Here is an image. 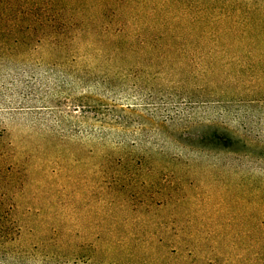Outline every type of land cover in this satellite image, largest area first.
Masks as SVG:
<instances>
[{
	"label": "rangeland",
	"instance_id": "374dc122",
	"mask_svg": "<svg viewBox=\"0 0 264 264\" xmlns=\"http://www.w3.org/2000/svg\"><path fill=\"white\" fill-rule=\"evenodd\" d=\"M0 264H264V0H0Z\"/></svg>",
	"mask_w": 264,
	"mask_h": 264
}]
</instances>
